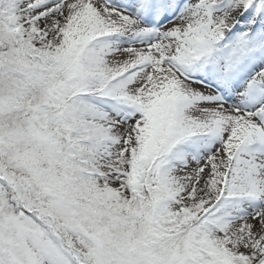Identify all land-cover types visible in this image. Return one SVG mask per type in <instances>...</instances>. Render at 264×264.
Returning <instances> with one entry per match:
<instances>
[{"label":"rangeland","instance_id":"rangeland-1","mask_svg":"<svg viewBox=\"0 0 264 264\" xmlns=\"http://www.w3.org/2000/svg\"><path fill=\"white\" fill-rule=\"evenodd\" d=\"M121 2L125 7H119ZM230 2L0 0V7L11 13L5 23V13L0 15V67L8 70L0 80H35L30 90L36 94L45 80L38 82L34 70L14 60L19 53L10 43L13 32L4 33L3 28L11 27L16 13L18 32L33 37V42L42 37L54 45L67 41L69 47L82 35H94L87 45L96 55L92 60L84 57L88 75L76 72V66L58 79L63 80L61 86L69 85L68 94L75 83L66 80H88L92 75H109L104 80L115 76L111 80L116 86H111L118 90L117 100H106L101 107L87 105L83 95L60 99L52 106L55 111L37 117L45 125L31 127L26 114L12 110L7 116L4 110L13 107L1 104L0 124L6 131H0V153L6 150L5 157L20 171L43 174V157L55 152L58 136L81 128L90 140L86 151L91 147L97 152L100 169L95 177L85 173L88 181L77 190L100 195L103 189L111 195L110 206L123 199L134 207L131 192L146 189V199L156 208L153 222L158 219L157 225L150 224L154 234L145 236L153 241V253L139 252L121 230L112 235L113 253L104 251L110 225L103 223L102 229L90 216L76 225L82 227L79 231L66 235L70 244H65L64 233L53 231L50 238L44 231L38 221L41 214L29 221L26 215L33 211L21 207L16 178L5 179L8 171L1 163L0 264H248L256 255L250 264H264V12H247L246 0ZM258 17L261 21L253 31L252 21ZM220 28L223 39L210 43L205 34L219 36ZM14 93V100L23 96L18 87ZM163 94L177 98L167 97L177 100L170 111L159 101L165 99ZM22 99L17 104L24 103ZM167 111L174 121L165 120ZM167 132L180 134L165 149L162 139ZM186 141L194 142L185 147ZM55 160L49 157L53 167ZM135 185L137 189H130ZM63 197L52 202H61L66 214ZM209 202L217 207L208 216ZM177 209L182 215L172 216ZM92 230L98 238L94 243L82 237ZM182 230L183 235L191 234L177 243Z\"/></svg>","mask_w":264,"mask_h":264},{"label":"trees","instance_id":"trees-1","mask_svg":"<svg viewBox=\"0 0 264 264\" xmlns=\"http://www.w3.org/2000/svg\"><path fill=\"white\" fill-rule=\"evenodd\" d=\"M233 1L237 0H232V2ZM261 1V5L264 7V0H246L245 3L247 7L255 9ZM11 7L12 6H10V8ZM2 13H5V19H1V16L3 15ZM10 14L8 8L0 7V19L3 20V23L9 22V19L6 17ZM17 19L19 20V17L15 13L14 21L10 22L11 27L7 25L6 27L4 25L3 28L4 33L8 30L9 34L13 32L12 41L10 43L13 44L12 49H17L16 52L19 53L17 57L18 59L15 58L14 60L19 62L20 65L27 66L29 70H34V78H37L38 82L39 79L45 80L40 81L39 86H41V92L37 91V94L30 90L32 85L37 84L35 80L25 82V84L21 80H18L17 82H15L16 80H10L9 82H6V80H0V107H2L1 104L4 103L6 106L13 107L7 108L8 111L4 110L5 115L11 116L13 115V111L15 113L21 112L24 115L26 114V125L31 127L33 126L31 124L33 123L36 125L37 123H40L41 125L44 124L45 122L43 120L38 122L37 117L40 116L41 113H45L47 116L51 114L53 110L55 111V108L52 107L53 104H60L61 100H69L70 98L75 100L78 96L83 95L84 98H87L84 102H86L87 105L92 106L95 103H105L106 100L110 99L111 95L114 97L118 96V90L116 91L114 89L113 91L109 86L108 82L110 80H104L105 76H109L107 74L101 75L102 78L98 76L94 77V75H92L88 80H66L75 83L72 87L73 89L70 90L68 94L67 92L70 88L69 85L61 86L63 80H58L63 72L65 74L69 73L78 66L79 71L76 72H79L82 75H88L87 67L90 65L84 59L87 55V51L84 48L83 42H81L84 38L83 35L80 36V38H76L74 41L75 44L69 47L66 45L67 41L65 43L60 42L59 44L54 45L52 44L53 41H47L42 37H36L38 38L37 41L33 42V37H31V39L23 38L18 32L17 27L20 26V23H17ZM15 30L17 32H15ZM14 57L15 56H12V59ZM78 62L80 64H78ZM7 75V68L0 67V79H6ZM17 87L19 91H22L23 96L20 95V98L14 100V90L17 89ZM54 90L57 91L53 92ZM163 96L165 99H159V101L163 100L165 107L169 109L172 103L166 105L167 99L164 94ZM22 98L25 99L24 103L17 104L20 103ZM56 101L57 103H55ZM162 107L164 108V106ZM173 119L174 117L172 116H165V120L173 121ZM0 131H2L3 134L6 131L5 128L2 129L1 124ZM179 134L180 133L175 134L167 132L162 139L163 144L166 145L164 148L167 149V146L179 137ZM170 139H172L171 142ZM89 144V136L83 129H67L66 133L59 135L55 141V152H51L52 155L46 153L43 157V174H33L26 170L20 171L16 168L17 164L13 165L9 159L5 157V155H7V157L9 156L5 149L4 152L0 153V164L2 163V165L5 166L6 171L9 172H6L5 179L10 180L11 178H16L18 194L22 196V203H20V205H23L24 209L33 211L32 215L30 213L29 216L26 215V217H29V221H31L30 216L40 217L39 214H41L42 217L43 215L44 220L40 217V220L38 219V221L42 223L44 231L48 232L50 235L49 237H53V231L57 235L64 233L65 244H70L68 242L69 236H72L75 231H79L80 228H82L81 226L78 227L76 225H79V221L90 216V218L93 217L92 219L95 220L94 223L102 226V229L104 228L103 223H105V226L110 225L109 229L105 227L108 229V234L105 239L106 244L104 243L103 246L104 251L113 253L115 239L112 235L121 230L124 232L123 235L126 242L130 245H134L139 252L147 250L149 252L152 251L151 253H153V241L145 239V236L147 232L152 235L154 234V226H150V224L153 223L157 225L158 219L153 222L156 208H154V201L151 198L146 199L148 197V195L145 197V193L147 192L146 189L139 193L131 192V196H133L131 198L134 200L132 205L134 207L130 206V204L127 205V200L122 199V201L119 202L121 204L115 205L113 202V206L111 205L112 208L108 202L111 197V195L106 193L108 191L103 189L100 190L102 192V194L100 193L103 197L102 198L100 195H94L92 191L84 192L81 188H78L77 190V187H81L83 183L85 184V182L88 181L85 173H89L91 177H95L97 176L95 174H97L98 169H100L97 152L91 147L86 151ZM0 149L3 150L2 147H0ZM153 154L154 152H150L149 156H152ZM62 155H67L68 158H62ZM49 157L56 159L54 163L56 167H53L50 164ZM76 159L78 161L80 160L79 162L81 164L75 163L74 161ZM150 159L155 158L153 157ZM150 159L148 162L153 165L154 162ZM38 166L40 167L41 165L38 163ZM147 179L145 177L144 180L147 181ZM148 184L149 183H144L145 187L148 186ZM6 185L9 186L8 183ZM3 186L5 188L4 182ZM130 189H137V187L136 185L133 188L130 186ZM104 195L108 196L105 197ZM62 197L67 199L65 202L67 205L66 214H63V204L61 202H52V200ZM58 205L62 206L59 207ZM75 205L82 207L76 208ZM81 208H83V210ZM171 213L172 212L169 214L171 215ZM181 213L182 212L177 210V213H173L172 216H181ZM23 215H25V212ZM52 216L55 218L53 222L51 221ZM71 219H75L76 223L73 224V222H68ZM189 225L186 227V230H188ZM190 234L191 233L183 235L182 230L177 243H180L183 240H188L187 238ZM93 236L94 231L92 230L86 236L82 237L84 240L94 243V240L98 238L94 239ZM53 240L56 242L55 239ZM166 242L161 244V248ZM61 246L68 249L70 248L63 244H61ZM90 258L92 259V256H90ZM257 258V255L254 256L248 264L254 262ZM50 260L51 259H49V261ZM97 262V264H99V261Z\"/></svg>","mask_w":264,"mask_h":264},{"label":"bare ground","instance_id":"bare-ground-1","mask_svg":"<svg viewBox=\"0 0 264 264\" xmlns=\"http://www.w3.org/2000/svg\"><path fill=\"white\" fill-rule=\"evenodd\" d=\"M134 12L136 13V10H134ZM31 182H32V180H31ZM38 245H40V243H39ZM38 245H37V246H38Z\"/></svg>","mask_w":264,"mask_h":264}]
</instances>
